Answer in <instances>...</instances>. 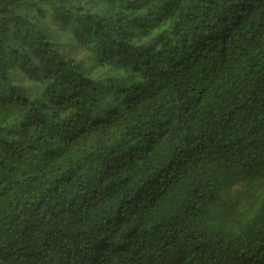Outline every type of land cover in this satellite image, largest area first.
<instances>
[{
  "label": "trees",
  "instance_id": "obj_1",
  "mask_svg": "<svg viewBox=\"0 0 264 264\" xmlns=\"http://www.w3.org/2000/svg\"><path fill=\"white\" fill-rule=\"evenodd\" d=\"M0 264H264V0H0Z\"/></svg>",
  "mask_w": 264,
  "mask_h": 264
}]
</instances>
